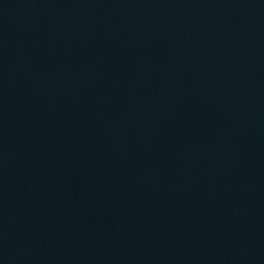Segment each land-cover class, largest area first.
Instances as JSON below:
<instances>
[{"label":"water","instance_id":"95a60500","mask_svg":"<svg viewBox=\"0 0 264 264\" xmlns=\"http://www.w3.org/2000/svg\"><path fill=\"white\" fill-rule=\"evenodd\" d=\"M0 264H264V0H0Z\"/></svg>","mask_w":264,"mask_h":264}]
</instances>
